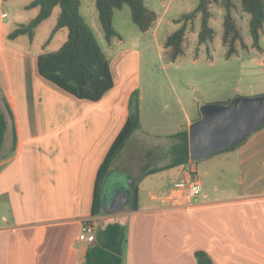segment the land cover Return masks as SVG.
Returning <instances> with one entry per match:
<instances>
[{"label":"crops","instance_id":"obj_1","mask_svg":"<svg viewBox=\"0 0 264 264\" xmlns=\"http://www.w3.org/2000/svg\"><path fill=\"white\" fill-rule=\"evenodd\" d=\"M5 1L0 0V94L13 113L16 142L12 152L0 157V264H84L91 244L78 240L80 222L93 216L97 171L127 118L135 89L140 94L138 129L143 128L147 93L140 84L141 36L138 45L113 47L105 54L113 86L99 100L78 98L39 74L37 55L43 49L31 51L7 38L18 25L11 27L7 21ZM153 87L148 95L157 93ZM174 91L185 110L183 96ZM183 116L164 134L169 142L159 164L153 163L156 144L144 146L132 138L138 129L131 133L100 188L111 176L114 182H130L120 183L108 201L99 189L95 215L127 226L123 264H196L194 252L199 249L214 264H264V125L237 147L146 173L170 162V135L200 117L199 104ZM7 131L10 139V121ZM130 148L137 154L133 166L128 162ZM193 179H199L201 193L187 197L182 187ZM135 187L137 209L131 210L129 202L116 212L105 210L120 190L130 189L132 197Z\"/></svg>","mask_w":264,"mask_h":264},{"label":"trees","instance_id":"obj_2","mask_svg":"<svg viewBox=\"0 0 264 264\" xmlns=\"http://www.w3.org/2000/svg\"><path fill=\"white\" fill-rule=\"evenodd\" d=\"M212 4L221 5L225 11L221 43L226 48V57L237 54L238 47H247L241 27L235 18L237 11L249 15L248 28L252 46L262 49L259 38L264 24V0H198L192 11L183 13L175 19L176 22L180 23V26L167 34L163 44V59L166 62H173L183 55L187 23H192L197 18H199L197 43L200 45L213 40L215 31L210 25ZM124 5H128L131 20L142 33L151 29L157 19V13L147 7L144 0H95L98 21L107 41L118 36L113 27V12ZM79 6L80 0H32L25 7H37V14L27 23L20 24L11 30L7 34V38L13 39L19 35H26L29 40H32L35 28L51 15L54 7H58L59 12L51 33L64 28L66 39L57 50L41 51L37 55L38 72L45 79L76 97L96 101L113 86V78L109 59L99 45L93 31L80 14ZM195 53H198L197 46ZM228 102L229 100H226L221 103ZM9 121L12 126L10 153L14 150L16 142L14 118L6 99L0 94V151L3 149ZM263 125L264 123L258 129ZM139 127V95L138 90L135 89L129 97L127 118L97 171L91 210L93 216L97 214V208L100 205L98 192L102 183L101 180L113 158L122 149L131 133ZM170 137L174 140L171 146L170 162L161 167L151 168L146 173L173 167L190 160L187 129L173 133ZM242 142L226 149L237 147ZM128 206L131 210L138 207L136 187ZM126 234L127 226L125 224L106 220L96 231V242L87 247L84 264H123ZM194 255L196 264H214L209 254L204 250H196Z\"/></svg>","mask_w":264,"mask_h":264},{"label":"rangeland","instance_id":"obj_3","mask_svg":"<svg viewBox=\"0 0 264 264\" xmlns=\"http://www.w3.org/2000/svg\"><path fill=\"white\" fill-rule=\"evenodd\" d=\"M31 1H5L4 11L8 15L9 20L7 21L11 27L26 23L35 16V8L25 7ZM144 2L147 7L157 13L153 27L146 33H142L131 20L128 5H124L122 8L114 10V22L113 20L112 22L118 36L112 42L106 40L99 27L95 0H80V14L93 31L106 55H109L113 47L138 45L137 37L141 36L140 84L147 95L143 99V128L135 131L132 138L142 142L144 146L156 144V158L153 163L159 164L165 160L162 154L164 146L169 142V138L164 134L175 129V123L184 118L186 109L191 112L197 104L200 108L207 99L212 97L233 95L237 92L245 93L250 89L255 94L240 95L264 94V66L259 64V61L264 57V24L259 38L262 49H257L252 46L248 28L249 15L237 11L235 18L241 27L247 47H238L237 54L226 57V48L221 43L225 11L221 5L212 4L210 25L215 31L213 40L200 45L197 43L199 30V18H197L192 23H187L183 55L173 62H166L163 59V44L167 34L180 26V23L175 19L183 13L192 11L198 0H144ZM58 12L59 8L54 7L51 15L35 28L31 42L25 35H19L13 39L14 44L28 46L31 51L57 50L66 39L64 28L51 33ZM196 46L198 47L197 54L195 53ZM150 86H154L153 90L157 93L148 95L147 90ZM174 89L177 91V95L183 96L187 105L185 110H182L177 103ZM138 95H140L139 90ZM193 96L197 98L194 105L191 102ZM8 136L9 132L6 131L0 157L10 150L11 143ZM128 154L129 165L133 166L136 163L137 154L133 148H130ZM114 180L115 178L111 176L109 181L100 188L99 195L105 201H108L120 183L128 185L130 182L126 178L125 182H114ZM126 207L127 204L122 208Z\"/></svg>","mask_w":264,"mask_h":264},{"label":"water","instance_id":"obj_4","mask_svg":"<svg viewBox=\"0 0 264 264\" xmlns=\"http://www.w3.org/2000/svg\"><path fill=\"white\" fill-rule=\"evenodd\" d=\"M200 117L188 126L189 159L209 157L242 142L264 123V94L237 95L228 103L206 102ZM131 200V190L124 188L106 203L107 212H116Z\"/></svg>","mask_w":264,"mask_h":264},{"label":"built area","instance_id":"obj_5","mask_svg":"<svg viewBox=\"0 0 264 264\" xmlns=\"http://www.w3.org/2000/svg\"><path fill=\"white\" fill-rule=\"evenodd\" d=\"M264 65V57L261 60ZM184 194L187 197L196 196L201 193V184L199 179H193L182 187ZM106 219L103 216L94 215L90 218L81 220L80 229L78 232V240L84 241L88 244L96 242V231Z\"/></svg>","mask_w":264,"mask_h":264}]
</instances>
